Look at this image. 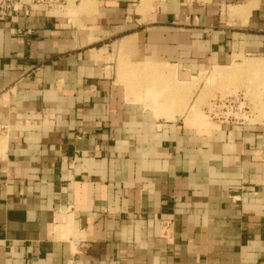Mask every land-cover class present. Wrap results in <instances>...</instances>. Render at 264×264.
<instances>
[{
  "label": "crops",
  "instance_id": "crops-1",
  "mask_svg": "<svg viewBox=\"0 0 264 264\" xmlns=\"http://www.w3.org/2000/svg\"><path fill=\"white\" fill-rule=\"evenodd\" d=\"M72 15L0 18V264H264V114L156 102L214 68L264 73V0Z\"/></svg>",
  "mask_w": 264,
  "mask_h": 264
},
{
  "label": "rangeland",
  "instance_id": "rangeland-1",
  "mask_svg": "<svg viewBox=\"0 0 264 264\" xmlns=\"http://www.w3.org/2000/svg\"><path fill=\"white\" fill-rule=\"evenodd\" d=\"M50 11L52 13L61 11L65 14L73 12L74 15L71 16L70 20L72 22L77 21L74 23L79 24L80 16L84 13L87 15L91 13V0H59ZM248 67L244 66L243 69ZM239 69L242 67L234 66L230 72L228 69H224L222 71L224 74L213 78V72H216L214 68L212 71L209 70L206 71L207 73L192 77L187 82L173 84L171 88H167L166 91L158 94L156 100L157 104L166 106L170 111H173V114H169L168 111L158 113V110L157 113L166 119L191 120L194 117V119L213 123L207 112L210 103L219 98L223 99L239 93L248 108L249 116L246 124L261 123L254 120L261 118L264 114V73L257 75L254 72H243L237 76L230 75L231 72ZM211 75L213 80L209 78Z\"/></svg>",
  "mask_w": 264,
  "mask_h": 264
},
{
  "label": "built area",
  "instance_id": "built-area-1",
  "mask_svg": "<svg viewBox=\"0 0 264 264\" xmlns=\"http://www.w3.org/2000/svg\"><path fill=\"white\" fill-rule=\"evenodd\" d=\"M57 2L59 0H0V18L19 12L24 16H28L33 7L52 10ZM207 112L213 122L225 125H244L249 116L248 108L245 106L244 99L239 93L212 101ZM3 130L4 127L0 126V136Z\"/></svg>",
  "mask_w": 264,
  "mask_h": 264
},
{
  "label": "bare ground",
  "instance_id": "bare-ground-1",
  "mask_svg": "<svg viewBox=\"0 0 264 264\" xmlns=\"http://www.w3.org/2000/svg\"><path fill=\"white\" fill-rule=\"evenodd\" d=\"M142 1H145V0H142ZM147 2V1H146ZM143 3V2H142ZM141 3V4H142ZM145 3V2H144ZM230 70L232 71L233 70V68H231V69H228V71L230 72ZM223 70H220V69H216V72H213V78L214 77H217V76H220V75H222V74H224V72H222ZM210 79H212V75H211V77H209ZM213 80V79H212ZM208 81H211V80H209L208 79ZM1 141V140H0Z\"/></svg>",
  "mask_w": 264,
  "mask_h": 264
}]
</instances>
